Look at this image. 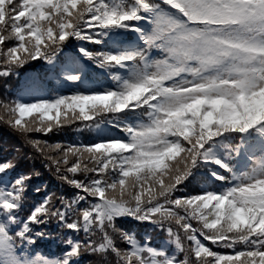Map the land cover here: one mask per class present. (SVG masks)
<instances>
[{
  "label": "snow or ice",
  "instance_id": "1",
  "mask_svg": "<svg viewBox=\"0 0 264 264\" xmlns=\"http://www.w3.org/2000/svg\"><path fill=\"white\" fill-rule=\"evenodd\" d=\"M13 76L0 122L74 192L29 202L39 172L0 147V264H264V0H0ZM72 122L94 139L34 135Z\"/></svg>",
  "mask_w": 264,
  "mask_h": 264
},
{
  "label": "trees",
  "instance_id": "2",
  "mask_svg": "<svg viewBox=\"0 0 264 264\" xmlns=\"http://www.w3.org/2000/svg\"><path fill=\"white\" fill-rule=\"evenodd\" d=\"M84 43L86 46L91 47L89 42L85 41ZM39 68L40 65L33 62L32 70H39ZM28 71V68H23L20 71V77H23ZM104 80L106 83L110 82L106 78H104ZM18 83L19 80L14 76L9 78L0 77V99H2L5 95H8L9 98H11L12 92H14V86ZM5 84L9 85L8 92L5 91ZM47 89L49 92L58 90L54 81L48 82ZM59 90L66 91V89L63 87L59 88ZM34 135L41 140H47L49 144L60 143L64 146L79 144L82 142L86 143L94 139L93 132L89 129L80 128L79 122H72L69 125H62L59 130L54 129L47 134L34 133ZM0 147H20L22 152V156L19 159L20 167L22 169H35L37 172H39V175H34L29 180L27 189V199L29 202L39 201L41 196L46 194V191L53 192L56 195H73L74 190L72 187L67 184H61V182L58 181L51 172L43 167L40 157L34 154L31 158H29L28 150H26V148L23 146V141L16 137L13 131L2 122H0ZM41 186H46V190ZM33 187H41V191L39 193L33 192ZM116 223L117 226L132 231L136 235L137 239H142L145 230L152 232V229L147 224H139L131 218L123 221L118 219ZM46 229L49 232L64 235V233H60L59 226L56 225L55 222L48 224ZM157 243H159V240H157ZM63 249L64 245L59 239V236L38 238L34 244L35 251H39L42 255L48 256L49 258L58 256ZM91 259L92 258L89 254L82 253L80 264H91Z\"/></svg>",
  "mask_w": 264,
  "mask_h": 264
}]
</instances>
